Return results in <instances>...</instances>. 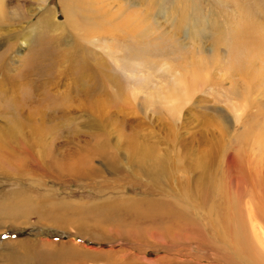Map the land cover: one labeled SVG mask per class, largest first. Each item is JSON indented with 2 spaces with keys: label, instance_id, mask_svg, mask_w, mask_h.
<instances>
[{
  "label": "rangeland",
  "instance_id": "1",
  "mask_svg": "<svg viewBox=\"0 0 264 264\" xmlns=\"http://www.w3.org/2000/svg\"><path fill=\"white\" fill-rule=\"evenodd\" d=\"M2 10L0 94L14 85L10 98L30 102L8 112L0 100V264H76L74 251L113 253L83 264H160L177 249L208 264V243L244 262L250 223L264 230V0H5ZM123 196L140 210L156 201L153 220L170 229L129 209L119 221L99 212Z\"/></svg>",
  "mask_w": 264,
  "mask_h": 264
},
{
  "label": "bare ground",
  "instance_id": "2",
  "mask_svg": "<svg viewBox=\"0 0 264 264\" xmlns=\"http://www.w3.org/2000/svg\"><path fill=\"white\" fill-rule=\"evenodd\" d=\"M4 1L5 0H0V13L3 11L2 10V7H3V5H4ZM64 4V3H63ZM66 9H67V7H66V5L64 4V11H65V13H66ZM48 13V12H47ZM47 17V16H46ZM47 19L45 18V21H46ZM246 29V28H245ZM248 30V29H247ZM262 41H264V39H261ZM258 41V44H259V40H257ZM261 43V42H260ZM261 45H262V43H261ZM263 48V47H262ZM258 49H260V48H258ZM3 57V52L0 54V59ZM4 75H5V73H4ZM6 79H8V77L6 78ZM94 90V89H93ZM14 91H15V89H14V85L13 86H11V87H6V88H4V93L2 92L1 94H0V100H5L6 98L8 99V97H9V100L8 101H5L4 102V107L6 108V109H8V112H10L11 110H13L14 108H16L15 106L17 105H19L20 107H24V106H28V104H29V102L30 101H28L29 99L28 98H26L25 96H23L22 98H21V100L24 102V103H22L21 105H20V103H16L14 100H12L10 97L12 96V94L14 93ZM8 92H10V93H8ZM85 93H87V92H85ZM7 95V96H6ZM18 99V98H17ZM1 101V102H2ZM19 101V100H18ZM172 104H175V103H172ZM172 104H170V105H172ZM2 107V106H1ZM26 107H25V109H26ZM172 108H175V107H173V106H171ZM18 108V107H17ZM17 111V110H16ZM29 111V110H28ZM24 112V111H23ZM20 113V112H19ZM18 113V114H19ZM7 114V113H6ZM14 114H15V112H14ZM13 114V115H14ZM17 114V113H16ZM21 114V113H20ZM42 114V113H41ZM172 114V113H171ZM12 115V114H11ZM15 116V115H14ZM17 116H19V115H17ZM25 116V115H24ZM27 116H28V114H27ZM42 116H44V115H42ZM32 117V116H31ZM11 118V121H12V119H17L16 120V126H23L25 123H21V122H19V120H18V118L17 117H13V116H11L10 117ZM22 118H20V120H21ZM27 119H29V118H27ZM23 120H24V118H23ZM40 120V119H39ZM9 122H10V120H9ZM13 122V121H12ZM43 122H45V121H43ZM42 122V123H43ZM14 124V123H13ZM28 124V123H27ZM26 124V125H27ZM18 129V128H17ZM19 129H21L20 127H19ZM12 130H14V127L12 128ZM16 131V130H15ZM18 131V130H17ZM14 132V131H13ZM26 132V131H25ZM29 132V131H28ZM10 133L12 134V131H10ZM15 133V132H14ZM13 133V134H14ZM33 134V133H32ZM11 136V135H10ZM15 136V135H14ZM22 140V139H21ZM99 143V144H98ZM97 144H95L93 147H92V149L94 150V151H96V153H101V155H102V152L103 151H105V148H104V142L103 141H101V142H98ZM102 143V144H101ZM1 145V144H0ZM133 145V144H132ZM130 146V145H129ZM137 147V146H136ZM133 148V147H132ZM134 150V148L132 149V151ZM140 150H143V149H140ZM140 150H138V151H140ZM105 154V153H104ZM89 155V154H88ZM115 158V157H114ZM202 189V188H201ZM118 201H120V204H118V205H122V206H117V205H112L111 206V208H106L107 206H109V204L108 203H106V205L105 206H103V207H98L99 208V212H102L104 209H109L108 210V212L106 213V211L103 213V214H107L106 216L107 217H111V218H114V219H116V220H121L122 219V216L123 215H125V212H128L127 211V209H129L130 211H133L134 212V214H135V216H138V217H141V218H147V219H149V220H151V221H154L153 219H155V218H157V217H162V213L161 212H158L157 211V209H153L152 207H153V205L155 204V202L156 201H154V200H151V201H148V200H143V203H146V205H145V207H143V209H139L140 207H139V203L141 202V201H139L138 199H136V198H134V197H128V196H123L120 200H118ZM157 203V202H156ZM104 204V203H103ZM160 205H163V204H160ZM94 207V206H93ZM125 211V212H124ZM177 214L178 215H184V218L182 219V220H180V224H179V226L180 227H185L186 225H190V226H193V223H194V220L192 219V218H190L188 215H186L185 213H183L182 211H177ZM102 216H104V215H102ZM101 216V217H102ZM251 221H253L252 219H251ZM145 222V221H144ZM148 222V221H147ZM154 223L156 224V226H158L159 225V228L161 227L162 229L164 228L165 229V231L166 230H169L170 229V226H165V225H160L159 224V221H154ZM257 223V222H256ZM255 222L254 223H250V226H251V236L249 237V243L248 244H250V247H251V253H248V258L247 259H244V262H239V261H237V256H238V254L237 253H234V252H230V251H227V250H222V248L219 246V247H215L214 246V248L213 247H211L212 245H210L209 243L207 244V241H200V240H198L197 238H196V241H195V238L194 239H192L191 241H190V243L192 242H196V243H198V244H200V246L199 247H205L206 246V244L207 245H209L210 246V249L213 251L212 252V258H211V261L212 262H209L208 264H264V260H262L261 261V259L258 257V255H257V253L256 252H252V251H255L254 250V247H253V241L255 242V243H257L258 242V244L260 245V248L262 249V251H261V253H260V256L264 259V234L262 233V232H264V230L262 231L261 229H259L258 228V226L256 227V224ZM256 224V225H255ZM259 224H261V223H259ZM262 225V224H261ZM262 228H263V226H262ZM221 228H218L217 227V231H216V233H217V235H216V237L217 238H219V239H222L223 240V238L221 237V235L219 234L220 232H221ZM203 232V231H202ZM262 233V234H261ZM154 234H156V236H160V237H162V239H164V237H167L168 235H165V234H157L156 232H154ZM201 234V233H200ZM235 234H239L238 233V230H237V228L236 227H234L233 229H232V231L230 232V235L229 236H231V239H233V237H234V235ZM262 235V236H261ZM202 236V235H201ZM153 237V236H152ZM170 237V236H169ZM174 237V234L172 235V238H171V240L172 239H174L173 238ZM206 237V236H205ZM198 238H200L199 236H198ZM238 238V237H237ZM240 238H241V236H240ZM242 238H244V236H242ZM176 239V238H175ZM201 239V238H200ZM165 240V239H164ZM184 242H186V241H184ZM229 242H230V244H231V242H232V240H229ZM244 242V241H243ZM246 242V241H245ZM245 242H244V244H245ZM187 243H188V241H187ZM164 244V243H163ZM167 244V243H166ZM193 245H195V244H193ZM242 245V244H241ZM164 247V246H163ZM164 250H166V248H164ZM167 251H169V250H167ZM166 251V252H167ZM75 252V251H74ZM74 252H72V253H70V255H73L74 257H77V256H79V260L80 261H78L76 264H83L84 263V261H86V259H96V258H98L99 259V257H102V259L103 258H105V259H107V258H109V256L111 257L112 255L111 254H113V253H109V255H108V253H104V254H95V253H92V255L91 254H88V253H80L79 251L78 252H76V253H74ZM117 252H119V251H117ZM116 251H115V254L114 255H116V256H120V257H122L125 253H124V251L123 250H121L119 253H122V254H119V253H117ZM98 253V252H97ZM100 253V252H99ZM175 253H177L178 254V256L177 257H171L170 256V254H168V253H166V255H164V256H162V257H159V258H157V259H155V261H157L158 263H160V264H186L187 263V260H189V261H191V262H194L195 264H199L200 262H201V264L205 261V257L204 258H199L200 260H196V261H194L193 260V254H192V252L190 251H188V253H182V251H180V249H177L176 251H175ZM93 254H95V255H93ZM167 255H169V256H167ZM94 256V257H93ZM183 256H186L187 258H183ZM113 257V256H112ZM209 259V258H208ZM146 261H149L148 259L146 260ZM119 262V259H118V261H113V262H111V263H113V264H122V263H118ZM152 262V261H151ZM124 264H129L128 262L127 263H124Z\"/></svg>",
  "mask_w": 264,
  "mask_h": 264
}]
</instances>
